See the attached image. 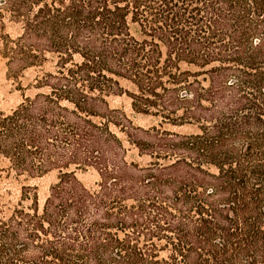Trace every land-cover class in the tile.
<instances>
[{"label": "trees", "instance_id": "1", "mask_svg": "<svg viewBox=\"0 0 264 264\" xmlns=\"http://www.w3.org/2000/svg\"><path fill=\"white\" fill-rule=\"evenodd\" d=\"M0 62V264H264V0H0Z\"/></svg>", "mask_w": 264, "mask_h": 264}, {"label": "rangeland", "instance_id": "2", "mask_svg": "<svg viewBox=\"0 0 264 264\" xmlns=\"http://www.w3.org/2000/svg\"><path fill=\"white\" fill-rule=\"evenodd\" d=\"M18 99V92L14 91L10 88L9 81L4 78V68L2 63L0 62V108H6L11 105ZM89 174H82L81 177L84 178L85 181L89 182L92 178H90ZM53 179V175L46 176L41 180V188L44 190L47 184Z\"/></svg>", "mask_w": 264, "mask_h": 264}]
</instances>
